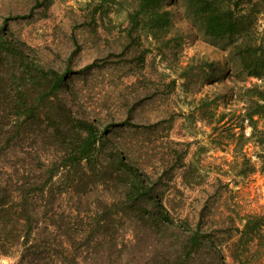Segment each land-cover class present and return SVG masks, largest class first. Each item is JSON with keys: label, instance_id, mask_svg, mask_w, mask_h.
Instances as JSON below:
<instances>
[{"label": "trees", "instance_id": "16d2710c", "mask_svg": "<svg viewBox=\"0 0 264 264\" xmlns=\"http://www.w3.org/2000/svg\"><path fill=\"white\" fill-rule=\"evenodd\" d=\"M51 1L35 0L28 13L0 20V256L12 264H226L225 251L233 264H261L264 213L218 218L209 200L223 191L186 161L187 145L171 141L173 147L156 149L139 136L137 131L153 134L152 141L166 138L172 113L140 127L128 112L134 99L125 117L106 122L75 87L74 80L86 79L95 63L75 69L70 55L62 69L47 66L13 34L10 22L30 18ZM163 1L127 5V35L135 33L138 44L142 35L156 42L170 32L171 13ZM260 1L182 0L202 34L224 43L236 68L257 80L199 97L194 107V121L239 127L227 144L236 154L250 142L264 148ZM147 51L135 56L139 68ZM220 97H230L233 108L218 110ZM113 104L123 106L119 100ZM131 131L135 138L122 137ZM241 154L245 173L253 172V162ZM202 185L201 200L190 193Z\"/></svg>", "mask_w": 264, "mask_h": 264}, {"label": "rangeland", "instance_id": "374dc122", "mask_svg": "<svg viewBox=\"0 0 264 264\" xmlns=\"http://www.w3.org/2000/svg\"><path fill=\"white\" fill-rule=\"evenodd\" d=\"M34 2L0 0V20L7 15L28 13ZM129 2L121 0V4L100 6L97 0H52L47 9L37 7L30 18L12 21L9 28L47 66L62 69L70 55L75 69L95 63L86 79L74 80L75 87L89 108H95L106 122L115 121L117 116L125 117L126 108L134 99H137L134 109L128 112L130 121L140 127L172 113V127L166 138L152 141L153 134L137 132L149 147L155 145L156 149L161 145L173 147L171 141L187 145L186 161L199 167L203 181H214L213 189L223 191L222 197L209 200L218 218L228 212L264 213V148L250 142L243 152L236 154L232 143L227 144L237 136L232 134L239 127L231 129L222 122L194 121L192 116L199 97L224 94L231 86L236 90L243 81L250 84L256 78L236 68L224 43L202 34L186 14L182 0L163 1V7L171 13L170 32L156 42L142 35L140 46L135 33L127 35L125 9ZM260 4L264 10V0ZM256 25L258 31H264V11L258 15ZM144 48L148 51L139 68L135 56ZM127 96L130 101L126 107ZM229 98H218V110L233 108ZM114 100L123 106H115ZM132 132L123 133L122 137L133 139L137 135ZM249 132V126L245 125V135ZM241 153L253 162V172L245 173L248 164ZM203 189L202 185L190 194L202 200ZM242 223L237 220L239 227ZM224 253L226 264H233ZM12 262V258L0 256V264Z\"/></svg>", "mask_w": 264, "mask_h": 264}]
</instances>
